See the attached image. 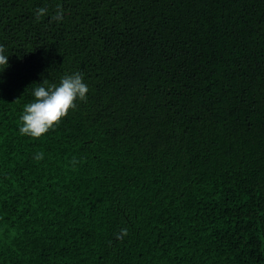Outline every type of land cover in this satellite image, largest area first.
<instances>
[{"label":"trees","instance_id":"obj_1","mask_svg":"<svg viewBox=\"0 0 264 264\" xmlns=\"http://www.w3.org/2000/svg\"><path fill=\"white\" fill-rule=\"evenodd\" d=\"M0 46V264H264V0H0Z\"/></svg>","mask_w":264,"mask_h":264},{"label":"clouds","instance_id":"obj_2","mask_svg":"<svg viewBox=\"0 0 264 264\" xmlns=\"http://www.w3.org/2000/svg\"><path fill=\"white\" fill-rule=\"evenodd\" d=\"M8 57L0 46V73L8 66ZM32 101L24 106L19 132L31 137H40L48 132L77 101L87 99L89 86L81 72H73L61 77L58 83H49L46 78L31 86ZM42 153L36 159H41Z\"/></svg>","mask_w":264,"mask_h":264}]
</instances>
